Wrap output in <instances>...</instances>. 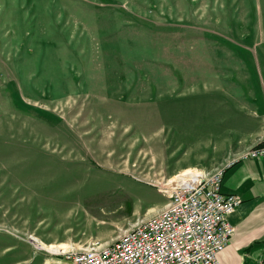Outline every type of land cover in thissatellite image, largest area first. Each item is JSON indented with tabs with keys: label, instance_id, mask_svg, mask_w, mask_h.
I'll use <instances>...</instances> for the list:
<instances>
[{
	"label": "rangeland",
	"instance_id": "rangeland-1",
	"mask_svg": "<svg viewBox=\"0 0 264 264\" xmlns=\"http://www.w3.org/2000/svg\"><path fill=\"white\" fill-rule=\"evenodd\" d=\"M262 127L264 0H0V264L114 240Z\"/></svg>",
	"mask_w": 264,
	"mask_h": 264
},
{
	"label": "built area",
	"instance_id": "built-area-1",
	"mask_svg": "<svg viewBox=\"0 0 264 264\" xmlns=\"http://www.w3.org/2000/svg\"><path fill=\"white\" fill-rule=\"evenodd\" d=\"M260 159H264V138L247 148L245 156L234 157L224 167L166 186L168 202L161 211L110 242L91 241L82 250L65 251V262L219 264L217 255L228 246L233 234L227 217L239 205L235 195L221 192L223 175L240 161Z\"/></svg>",
	"mask_w": 264,
	"mask_h": 264
},
{
	"label": "crops",
	"instance_id": "crops-1",
	"mask_svg": "<svg viewBox=\"0 0 264 264\" xmlns=\"http://www.w3.org/2000/svg\"><path fill=\"white\" fill-rule=\"evenodd\" d=\"M262 138L264 127L253 134L250 146ZM221 192L235 195L239 205L227 217L233 234L217 255L219 264H264V159L243 160L228 168Z\"/></svg>",
	"mask_w": 264,
	"mask_h": 264
},
{
	"label": "bare ground",
	"instance_id": "bare-ground-1",
	"mask_svg": "<svg viewBox=\"0 0 264 264\" xmlns=\"http://www.w3.org/2000/svg\"><path fill=\"white\" fill-rule=\"evenodd\" d=\"M245 156V154L243 155ZM202 175V174H201ZM194 176H199L198 174L196 175H188V176H181V177H178V179H174L173 181L170 182L169 185H173L174 182H185L184 180H181V179H185L186 177H194ZM179 184V183H178ZM31 241L33 243L36 244V247L41 249V250H44V251H47L51 254H57V253H62L64 251H66L67 249H69L68 246L64 245V244H60V245H57V246H54V245H45L43 244L40 240L36 239L35 237H31L30 238Z\"/></svg>",
	"mask_w": 264,
	"mask_h": 264
}]
</instances>
